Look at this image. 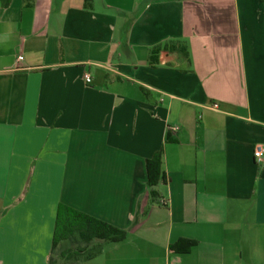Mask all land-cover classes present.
Wrapping results in <instances>:
<instances>
[{
	"label": "crops",
	"instance_id": "1",
	"mask_svg": "<svg viewBox=\"0 0 264 264\" xmlns=\"http://www.w3.org/2000/svg\"><path fill=\"white\" fill-rule=\"evenodd\" d=\"M84 2L0 1V264H48L60 203L127 232L80 264H264V1Z\"/></svg>",
	"mask_w": 264,
	"mask_h": 264
},
{
	"label": "trees",
	"instance_id": "2",
	"mask_svg": "<svg viewBox=\"0 0 264 264\" xmlns=\"http://www.w3.org/2000/svg\"><path fill=\"white\" fill-rule=\"evenodd\" d=\"M4 5H9L12 0H0ZM263 2L264 0H260ZM91 0H85L84 7L91 8ZM162 50L176 53L181 60L189 61L188 45L183 40H168L158 44L150 50L149 61L156 65ZM145 92V89L142 88ZM166 141H175L167 133ZM148 186L154 201L159 200L157 186L166 183L163 170V148L157 150L146 162ZM127 237V232L107 222L80 212L64 203L57 209L55 228L52 240V249L48 264H80L82 260H89L102 251L103 242H120ZM68 242L69 246L60 249V244ZM173 246L171 247V249Z\"/></svg>",
	"mask_w": 264,
	"mask_h": 264
},
{
	"label": "built area",
	"instance_id": "3",
	"mask_svg": "<svg viewBox=\"0 0 264 264\" xmlns=\"http://www.w3.org/2000/svg\"><path fill=\"white\" fill-rule=\"evenodd\" d=\"M19 58L21 59L22 56L19 57ZM84 77H85V81H86V82L89 83V82L92 81V76H91V74H90L89 72H87V73L84 75ZM217 106H218L217 104H214V105H213L214 108L217 107ZM263 156H264V147H263V146H257L256 149H255V151H254V157H256V158H258V159H261Z\"/></svg>",
	"mask_w": 264,
	"mask_h": 264
},
{
	"label": "rangeland",
	"instance_id": "4",
	"mask_svg": "<svg viewBox=\"0 0 264 264\" xmlns=\"http://www.w3.org/2000/svg\"><path fill=\"white\" fill-rule=\"evenodd\" d=\"M67 244H68V243L63 242L62 245H61V247H65ZM59 262H60L59 264H61V261H59Z\"/></svg>",
	"mask_w": 264,
	"mask_h": 264
}]
</instances>
